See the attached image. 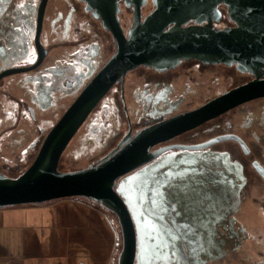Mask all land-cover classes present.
Wrapping results in <instances>:
<instances>
[{
	"label": "flooded vegetation",
	"instance_id": "flooded-vegetation-1",
	"mask_svg": "<svg viewBox=\"0 0 264 264\" xmlns=\"http://www.w3.org/2000/svg\"><path fill=\"white\" fill-rule=\"evenodd\" d=\"M129 1L118 0L116 14L125 38L135 26V4ZM154 8L152 0H144L139 20L143 22ZM217 9L213 27L235 26L225 4ZM205 23L189 19L183 26ZM116 51L112 32L94 8H87L86 0H0V174L24 171L9 160L36 157L51 128ZM255 77L236 63H205L196 58L180 59L164 69L137 65L111 84L62 155L103 108L118 112V125L107 130L104 139L97 136L94 141L90 151L99 150L100 156L74 170L98 165L143 130H161L169 120ZM228 78L233 82L224 86ZM210 87L218 90L203 98ZM260 101L264 96L152 143L147 161L114 180L113 188L134 229L132 264L141 260L159 264L166 259L153 255L152 237L174 228L177 221L191 225L182 240L185 264L189 260L192 264H264V103ZM108 139L113 141L109 147ZM171 177L175 179L169 187L187 195L170 198L165 208L158 193ZM119 235L122 248L121 230Z\"/></svg>",
	"mask_w": 264,
	"mask_h": 264
},
{
	"label": "water",
	"instance_id": "water-1",
	"mask_svg": "<svg viewBox=\"0 0 264 264\" xmlns=\"http://www.w3.org/2000/svg\"><path fill=\"white\" fill-rule=\"evenodd\" d=\"M86 1L87 8H94L103 26L112 32L117 51L51 128L32 163L15 177L0 174V207L41 204L71 196L99 202L115 212L119 220L122 249L117 264H132L134 229L126 206L113 188L114 180L147 161L151 157L147 150L152 143L264 96V79L260 78L264 74V0H152L155 8L143 22L139 20V5L144 0H131L135 4V26L129 30V38H125L118 24V0ZM220 3L225 4L235 26L218 29L211 24L212 19H218ZM189 19L207 23L184 27ZM188 58L205 63H236L238 69L253 72L256 77L196 110L169 120L161 130H143L96 166L73 171L58 169L60 155L70 139L122 74L140 64L164 69Z\"/></svg>",
	"mask_w": 264,
	"mask_h": 264
},
{
	"label": "rangeland",
	"instance_id": "rangeland-1",
	"mask_svg": "<svg viewBox=\"0 0 264 264\" xmlns=\"http://www.w3.org/2000/svg\"><path fill=\"white\" fill-rule=\"evenodd\" d=\"M231 82L228 78L224 86ZM210 88L203 98L214 95L217 88ZM115 114L118 112L104 108L93 114L66 148L58 169L73 171L99 157V150L91 153L90 149L97 136L104 139L118 125ZM111 143L108 139L106 146ZM33 160L9 161L25 170ZM116 219L112 212L82 196L0 207V264H117L122 248Z\"/></svg>",
	"mask_w": 264,
	"mask_h": 264
},
{
	"label": "snow or ice",
	"instance_id": "snow-or-ice-1",
	"mask_svg": "<svg viewBox=\"0 0 264 264\" xmlns=\"http://www.w3.org/2000/svg\"><path fill=\"white\" fill-rule=\"evenodd\" d=\"M174 179L175 177H171L168 182L160 186L158 196L160 197V204L164 205L165 208L170 206L166 203L170 198L187 195L186 192H181L178 189L173 191L169 187ZM190 231V224H180L177 221L174 228L170 227L162 232L157 231L153 235V255L157 258H166L159 260V264H185L183 260L184 249L182 248V240ZM140 264H144V261L141 260ZM152 264H157V262L153 261ZM187 264H192V261L189 260Z\"/></svg>",
	"mask_w": 264,
	"mask_h": 264
},
{
	"label": "bare ground",
	"instance_id": "bare-ground-1",
	"mask_svg": "<svg viewBox=\"0 0 264 264\" xmlns=\"http://www.w3.org/2000/svg\"><path fill=\"white\" fill-rule=\"evenodd\" d=\"M88 116V115H87ZM165 139V138H164ZM164 139H162V140H164ZM162 140H160V141H162ZM61 155H62V153H61ZM61 155H60V157H61ZM59 163H60V158H59V161H58V167H59ZM105 209H107V208H105ZM109 212H112L116 217H117V215H116V213L115 212H113V211H111L110 209H107ZM117 220H118V217H117ZM118 223H119V220H118ZM120 230H121V228H120ZM121 233H122V231H121Z\"/></svg>",
	"mask_w": 264,
	"mask_h": 264
},
{
	"label": "crops",
	"instance_id": "crops-1",
	"mask_svg": "<svg viewBox=\"0 0 264 264\" xmlns=\"http://www.w3.org/2000/svg\"><path fill=\"white\" fill-rule=\"evenodd\" d=\"M3 234V232H0V235H2Z\"/></svg>",
	"mask_w": 264,
	"mask_h": 264
}]
</instances>
